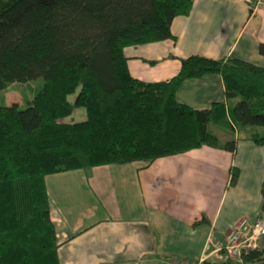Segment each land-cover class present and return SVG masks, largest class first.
Returning <instances> with one entry per match:
<instances>
[{"label":"trees","instance_id":"16d2710c","mask_svg":"<svg viewBox=\"0 0 264 264\" xmlns=\"http://www.w3.org/2000/svg\"><path fill=\"white\" fill-rule=\"evenodd\" d=\"M194 1L0 0V91L43 79L26 108L0 106V264H60L46 175L152 162L204 145L235 152L238 138L221 142L211 123L234 132L264 126L263 66L194 54L167 80L131 74L124 49L175 39L172 22ZM207 74L222 76L230 112L224 103L195 109L178 101L184 81ZM80 107L85 120H64ZM248 138L264 146V134ZM239 176L233 166L231 185ZM243 258L263 262L264 247Z\"/></svg>","mask_w":264,"mask_h":264},{"label":"crops","instance_id":"0c3cea01","mask_svg":"<svg viewBox=\"0 0 264 264\" xmlns=\"http://www.w3.org/2000/svg\"><path fill=\"white\" fill-rule=\"evenodd\" d=\"M172 31L175 39L124 49L135 78L170 79L181 59L194 54L264 67V7L250 0H195L188 15L174 18ZM177 99L195 109L224 103L228 112L234 102L227 100L220 74L187 79ZM214 125L223 129L224 141L232 139L226 126ZM257 131L237 129L235 152L204 145L152 162L46 175L60 264H166L169 258L200 256L205 264H235L223 261L218 244L242 221L264 217V146L248 138ZM233 166L240 169L235 185Z\"/></svg>","mask_w":264,"mask_h":264},{"label":"built area","instance_id":"2783aa9c","mask_svg":"<svg viewBox=\"0 0 264 264\" xmlns=\"http://www.w3.org/2000/svg\"><path fill=\"white\" fill-rule=\"evenodd\" d=\"M256 7H264V0H250ZM264 236V217L250 223L246 220L235 226L226 236L223 243L217 248L226 263L245 264L243 254L249 250L259 248V240ZM205 256L196 260H184L181 258H169L166 264H205Z\"/></svg>","mask_w":264,"mask_h":264},{"label":"rangeland","instance_id":"374dc122","mask_svg":"<svg viewBox=\"0 0 264 264\" xmlns=\"http://www.w3.org/2000/svg\"><path fill=\"white\" fill-rule=\"evenodd\" d=\"M42 87V78L32 79L23 83H13L9 85V87L0 91V106L17 103L19 107L26 108L29 105V101L36 96ZM75 95L76 94L70 95L69 99L73 101L75 99ZM85 119L86 110L82 107L76 108L72 115L64 118V120L68 122H77ZM208 128L215 134L219 135L220 133V141L224 142L223 129L219 130V128L213 123H211ZM225 132H227L230 135L229 137L232 139L235 138L236 132H234V130L227 129ZM260 133L264 134V126H260Z\"/></svg>","mask_w":264,"mask_h":264}]
</instances>
